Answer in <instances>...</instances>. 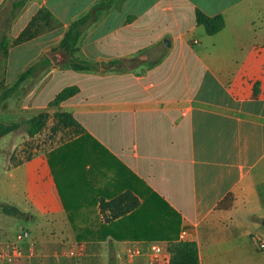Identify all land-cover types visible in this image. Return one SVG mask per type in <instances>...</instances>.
Returning <instances> with one entry per match:
<instances>
[{
    "label": "crops",
    "instance_id": "0c3cea01",
    "mask_svg": "<svg viewBox=\"0 0 264 264\" xmlns=\"http://www.w3.org/2000/svg\"><path fill=\"white\" fill-rule=\"evenodd\" d=\"M98 1L0 0L6 83L33 67L23 110L70 111L86 129L11 166L37 252L21 264H124L133 246L131 264H154L149 244L168 251L184 229L200 264H264V0H112L76 53L94 68L74 70L59 44ZM196 7L225 26L209 34ZM69 72L80 90L38 104ZM127 191L140 205L118 218L123 238H101V199Z\"/></svg>",
    "mask_w": 264,
    "mask_h": 264
},
{
    "label": "trees",
    "instance_id": "16d2710c",
    "mask_svg": "<svg viewBox=\"0 0 264 264\" xmlns=\"http://www.w3.org/2000/svg\"><path fill=\"white\" fill-rule=\"evenodd\" d=\"M111 6L112 0H99L86 13L76 18L66 31L59 47L70 56L69 64L72 69L89 70L94 68L95 65L91 61L81 59L76 55L80 49L79 42L88 26L96 22L110 9ZM195 18L196 22L203 25L209 34L216 33L225 26V17L222 13L211 15L206 13L201 8L196 7ZM28 31L29 29L24 30L18 40L24 39ZM1 47L2 51L7 54L8 43L6 41L2 42ZM32 71L33 67L27 68L18 76L12 85L6 86L0 95V105L22 84ZM79 90L80 87L77 84L66 85L56 93V95L49 101L48 105H58L70 98L72 95L76 94ZM49 117L50 112L42 111L26 119V132L28 135L35 136L41 132L47 125ZM53 117L55 118V125L53 127L54 130H57L58 127L69 128L72 130L74 135H80L86 132L83 124L70 111H55L53 113ZM21 125L22 123L17 121H0V139L2 136L19 129ZM139 205L140 201L137 196L129 191L123 192L121 195L113 197L109 200L102 198L100 201V208L101 211L105 212V215L103 219L104 221L100 226V231L104 233L101 238H107L108 236H112L116 239L123 238V235L117 234V220L121 216H125L126 214L134 211ZM3 209L7 214L21 213L20 209L12 204L3 205ZM107 210L109 211L108 213H106ZM167 226L168 224L165 225L163 231L166 230ZM159 236L161 237V234L157 235V237ZM81 237L82 236L79 235L77 236L78 239H81ZM167 249L170 252V264H200L199 248L196 240H171L168 242Z\"/></svg>",
    "mask_w": 264,
    "mask_h": 264
},
{
    "label": "rangeland",
    "instance_id": "374dc122",
    "mask_svg": "<svg viewBox=\"0 0 264 264\" xmlns=\"http://www.w3.org/2000/svg\"><path fill=\"white\" fill-rule=\"evenodd\" d=\"M40 15L46 17L48 13L46 11H41ZM2 67L3 60H0V95L6 86L13 84L6 83V77L4 76ZM80 80L81 76L73 72L58 74L41 89L38 104H45L60 88L69 84H74ZM27 87L29 88L30 86ZM23 91L24 89L22 86L18 87L0 105V121H17L22 123L19 129L2 136L0 139V247L9 246L14 240V234L20 230V227L28 226L29 224V222L25 220L24 213L7 214L3 209V205L5 204L13 205L14 195H21L22 190L21 180L17 178L14 179L11 166L18 164V162L22 161L24 158L32 156L40 149L47 151L58 148L73 135L72 130L69 128L58 127L57 130H54L55 118L53 117V113H50L47 125L43 130L35 136H29L26 132V119H28L29 116L46 110V108L23 110ZM4 239L6 240L3 241ZM66 254L68 257H74L81 255V252H79V254H72L69 250Z\"/></svg>",
    "mask_w": 264,
    "mask_h": 264
},
{
    "label": "built area",
    "instance_id": "2783aa9c",
    "mask_svg": "<svg viewBox=\"0 0 264 264\" xmlns=\"http://www.w3.org/2000/svg\"><path fill=\"white\" fill-rule=\"evenodd\" d=\"M187 231L184 229L181 233V239H186ZM32 233L28 228H21L15 234V238L12 243L7 247H0V264H21L23 262L32 260L37 252L34 246L32 238ZM259 246L264 249V239H259ZM84 247L79 245L78 247L71 248L70 252L72 254H79L82 252ZM149 249L153 254L154 264H166L168 262V251L159 242H152L149 244ZM144 253L143 249L139 246H133L128 248L126 257L127 262L124 264H131L138 256Z\"/></svg>",
    "mask_w": 264,
    "mask_h": 264
},
{
    "label": "water",
    "instance_id": "95a60500",
    "mask_svg": "<svg viewBox=\"0 0 264 264\" xmlns=\"http://www.w3.org/2000/svg\"><path fill=\"white\" fill-rule=\"evenodd\" d=\"M165 43L168 45L169 44V41L168 40L167 41L165 40ZM134 61H135V59L132 60V62H134Z\"/></svg>",
    "mask_w": 264,
    "mask_h": 264
}]
</instances>
